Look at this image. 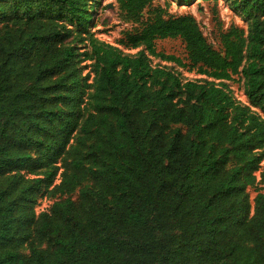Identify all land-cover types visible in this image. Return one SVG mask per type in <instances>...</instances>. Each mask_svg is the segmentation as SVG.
<instances>
[{
	"label": "trees",
	"instance_id": "obj_1",
	"mask_svg": "<svg viewBox=\"0 0 264 264\" xmlns=\"http://www.w3.org/2000/svg\"><path fill=\"white\" fill-rule=\"evenodd\" d=\"M115 1L137 26L118 47L218 83L90 40L87 85L68 40L94 0H0V264H264V121L223 83L264 114V0H230L249 30L221 51L192 16ZM167 38L185 63L155 52ZM41 196L58 200L35 214Z\"/></svg>",
	"mask_w": 264,
	"mask_h": 264
},
{
	"label": "rangeland",
	"instance_id": "obj_2",
	"mask_svg": "<svg viewBox=\"0 0 264 264\" xmlns=\"http://www.w3.org/2000/svg\"><path fill=\"white\" fill-rule=\"evenodd\" d=\"M91 4L92 7L90 11L92 17L87 32L81 33L72 28V37L68 40H72V45L76 47L79 71L81 76L84 77L87 85H90L93 79V56L89 47L90 40L113 46L119 49L124 55L133 56L142 51L149 60L152 69H164L182 80L199 83L213 82L212 79L193 72H188L186 68H181L173 62L161 61L158 57L150 55L145 50L144 46L133 50H124L118 47L116 43L121 38V34L126 31H131L137 26L123 20L115 0H94ZM152 8L162 9L166 17L192 16L207 43L217 51L222 50L220 34L225 33L231 26L243 30L245 35L249 30V21L243 20L242 17L232 9L230 0H190L186 4L180 0H154L152 2ZM147 13L148 10H145L143 17H146ZM2 26L4 25L2 24ZM153 47L158 54L174 56L183 63L186 61L184 44L179 39L167 38L164 40H156L154 41ZM213 83L217 84L218 81H214ZM223 83L226 85V89L236 103L246 107L250 112L257 114L260 119L264 121V114L250 106L246 100L242 76L234 75L231 77V80L224 81ZM87 91L92 92L90 88H87ZM262 150H264V145ZM262 165H264V160ZM259 188L260 192H264V186H259ZM247 192L252 206V200L256 192L252 188H248ZM77 198V191L70 195V199L74 203L77 202ZM56 200H58L57 197H39L34 208L35 214L47 212ZM43 248H45V246H43ZM22 253L25 256L27 255V251L25 250H23Z\"/></svg>",
	"mask_w": 264,
	"mask_h": 264
}]
</instances>
